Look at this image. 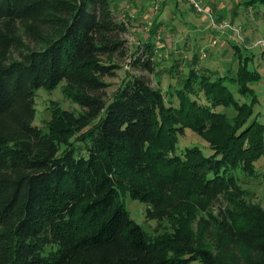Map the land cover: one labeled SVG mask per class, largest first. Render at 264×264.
I'll return each instance as SVG.
<instances>
[{
    "label": "trees",
    "instance_id": "obj_1",
    "mask_svg": "<svg viewBox=\"0 0 264 264\" xmlns=\"http://www.w3.org/2000/svg\"><path fill=\"white\" fill-rule=\"evenodd\" d=\"M113 1L0 0V264H264V205L240 183L264 163L252 54L233 42L237 66L221 71L194 51L169 98L132 73L108 97L127 52ZM158 24L134 60L151 72ZM62 82L83 110L56 109L46 131L36 92ZM187 128L213 153H178ZM128 195L172 229L147 231Z\"/></svg>",
    "mask_w": 264,
    "mask_h": 264
},
{
    "label": "rangeland",
    "instance_id": "obj_2",
    "mask_svg": "<svg viewBox=\"0 0 264 264\" xmlns=\"http://www.w3.org/2000/svg\"><path fill=\"white\" fill-rule=\"evenodd\" d=\"M204 0L205 5L212 10L217 25H211L208 16L198 14L190 5L189 0H114L113 9L119 20L127 21L128 30L124 33L127 52L115 55V62L119 64L117 74L106 76L110 83L107 96L111 97L119 88L128 73L144 76L150 84L162 89L167 98L169 94L180 86L184 77L188 75V58L194 51L200 55L199 65L204 64L208 69L226 70L228 66H237V58L233 51V42L240 45L246 53L252 54L249 59L251 68H258L262 74L260 82L255 84L260 101L254 106V117L264 122V2L260 0ZM131 15V17H129ZM204 20V21H203ZM158 29L154 40L153 56L154 71L151 72L135 65V57L147 59L145 43L150 35L154 22ZM227 24V25H226ZM164 38V41L162 40ZM263 44V45H262ZM145 51V52H143ZM178 57L179 68L171 71V67ZM236 58V59H235ZM201 63V64H200ZM198 65V64H197ZM64 82L54 88L41 87L35 96L36 116L34 124L44 130L48 129L56 109L69 110L78 114L83 107L68 96L63 90ZM239 97L238 94H235ZM77 146L82 141L72 137ZM199 146L207 155L213 153L210 143L187 128L180 134L177 152L184 153L188 147ZM264 161V157L261 161ZM259 167V174H240L241 187L246 190L249 200L264 205V163ZM131 215L151 234L172 229L170 218L152 219L147 215V204L132 198H123ZM226 201L223 196L210 204L209 208L218 213ZM196 222L193 225L196 227Z\"/></svg>",
    "mask_w": 264,
    "mask_h": 264
},
{
    "label": "built area",
    "instance_id": "obj_3",
    "mask_svg": "<svg viewBox=\"0 0 264 264\" xmlns=\"http://www.w3.org/2000/svg\"><path fill=\"white\" fill-rule=\"evenodd\" d=\"M189 3L193 7V9L196 11V13L208 16L211 20L210 23L213 27L215 28L219 27V25H217L214 15L212 14V10H210L209 7L205 5L204 0H189Z\"/></svg>",
    "mask_w": 264,
    "mask_h": 264
}]
</instances>
